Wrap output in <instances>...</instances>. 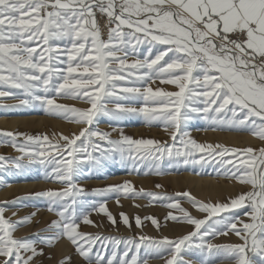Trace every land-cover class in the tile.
I'll list each match as a JSON object with an SVG mask.
<instances>
[{
    "label": "snow or ice",
    "instance_id": "obj_1",
    "mask_svg": "<svg viewBox=\"0 0 264 264\" xmlns=\"http://www.w3.org/2000/svg\"><path fill=\"white\" fill-rule=\"evenodd\" d=\"M97 12L107 17V39L102 38ZM144 46L148 54L142 60L129 61L128 57L139 56ZM54 79L58 83H53ZM157 79L162 84L174 85L177 91L153 88L149 82ZM3 85L22 90L29 98L18 99L12 105L0 104V107L19 108L38 101L47 105L53 114L71 112L76 122L89 126L81 128L79 135L73 134L71 139L61 134L65 143H49L48 149L41 143V139L48 142L46 134L41 138L20 132H0L11 138L13 146L22 153L16 158L0 156V162L14 159L17 168L24 166L21 163L24 156L28 157L29 164L47 162L54 165L50 178L69 185L62 190L35 193L37 197L49 198L53 205L74 191L72 176L77 161L73 153L83 150L73 146L80 137L107 140L117 146L122 159L127 152V159L134 164L149 157L159 161L165 154L183 157V163L187 164L194 150L219 156L222 161L230 153L243 155L245 159L240 161L241 167L233 176L240 183L251 185L250 191L231 198L230 202L215 204L199 201L187 192L176 194L188 197L201 212L207 213L203 219L193 217L175 197H168L173 201L168 207L178 209L181 215L169 212L166 219L185 220L195 230L175 240L168 237L160 240L140 237V240L166 246L172 253L166 264H190L180 255L182 247H195L202 252L224 251L231 254L236 264H254L248 255L251 252L264 264V146L241 149L222 144L205 145L191 138L185 140L187 133L181 131L182 123L191 119L192 113H202L206 119L242 126L264 141V0H0V86ZM41 85L45 94L52 88L59 95L83 99L89 107L62 105L47 95H37ZM0 99H17V95L0 91ZM194 100H201L204 107H192ZM109 103L114 106L109 107ZM98 115L114 121L141 115L148 124L163 122L174 129L173 145L179 134L180 143L187 151L181 152L179 148L174 151L168 143L153 139H133L122 131L121 139L111 140L110 133L92 130ZM19 137L26 143L17 145ZM133 146L138 154L135 157ZM50 149L56 150L55 155L50 154ZM192 162L198 161L193 158ZM95 191L158 198L155 193L137 191L129 181ZM245 204L251 209L245 212L251 222L220 215ZM98 210L107 213L112 223L116 222L104 203ZM33 215L12 222L0 207V264H31L37 254H43L34 241L12 235L18 224L29 222ZM59 215L64 219L53 220L51 226L60 228L61 235L89 262L139 264L137 255L127 245L123 252L114 249L110 255L94 253V244L102 237L78 231L77 223L69 220L65 211ZM120 215L123 223L129 225L127 214ZM212 218H217L223 232L201 231V226ZM83 219L85 223H92L88 216ZM146 219L159 226L155 217ZM135 222L140 226L141 217L136 216ZM229 231L243 243H192L197 238L204 241L209 235H227ZM55 238L46 239L51 242ZM130 243L138 250L139 244L134 240ZM70 259L65 257L61 264Z\"/></svg>",
    "mask_w": 264,
    "mask_h": 264
},
{
    "label": "rangeland",
    "instance_id": "obj_2",
    "mask_svg": "<svg viewBox=\"0 0 264 264\" xmlns=\"http://www.w3.org/2000/svg\"><path fill=\"white\" fill-rule=\"evenodd\" d=\"M96 20L101 29L102 38L107 39V17L97 12ZM139 53V56H129V61L134 59L142 60L148 54L147 47H141ZM154 54L155 51L153 52V55ZM57 67L64 68L66 65H57ZM53 83H58V81L54 79ZM149 83L153 88L162 87L167 91H177L174 85L162 84L158 79ZM0 91H12L17 95V99H0V104L12 105L16 104L18 99L29 98L23 94L22 90L15 89L11 85L0 86ZM36 94L47 95L49 98L55 99L58 104L62 105L74 106L77 108L89 107V104L83 99H76L70 95H59L52 88H49L48 92L45 94L42 85L40 89L37 90ZM113 106L114 104L109 103V107ZM191 106L202 108L204 104L201 100H194ZM0 115L7 116L9 119H14L15 117L24 118V122L19 121L12 127H10V125H5L6 127L0 125V132H20L32 136L39 135L41 138L46 134L48 142L41 139L44 149L49 148V143H56L57 141L61 145L65 143V141L60 138L61 134L64 136L68 135L65 134L64 131H60L57 124L76 121L72 118L73 114L71 112L66 114H53L49 111L47 105L38 101H33L28 106L19 108L0 107ZM230 116L231 114L229 113V117ZM38 117L45 120H43L44 123L42 127L35 125L36 119L34 120V118ZM30 118L33 120L31 121ZM103 124L109 126H107V128L102 127L101 125ZM161 126H164L162 129L171 131H165L166 133L155 131V129H160ZM199 126L204 128L211 127V129L219 133L235 134L239 137L243 134L252 133L242 126L221 123L219 120L213 121L212 119H206L202 113H192L191 119L183 122L181 125V131L187 133L184 139L187 140L191 138L201 144H203L204 141L206 142L205 135L199 136L198 133L193 132V129L199 130V128H197ZM87 127L89 126L83 124V128ZM91 127L93 131L100 130L101 132L110 133L109 138L111 140L121 139L120 132L122 131L125 136L132 137L133 139H153L168 143L169 146L173 147L174 151L176 148H179L181 152L187 151L184 145L180 143L179 134L177 142L173 145L171 138V132L174 131L173 128L165 127L163 122L148 124L141 115L129 116L119 121H114L106 115H98L94 118V123ZM145 128H148V130ZM113 129H117V131H113ZM75 134L79 135V132ZM68 137L70 139L72 138V136ZM24 143L26 142L23 137L17 138V145ZM93 144L98 147H92ZM225 146L232 147V145L228 144ZM73 147L78 150H83L73 153V157L77 161L75 166L76 171L72 176L74 191L70 192L69 196L61 197L55 205L52 204L49 198L37 197L35 195V193L49 189L62 190L69 187L68 184H62L50 178L54 165L48 164L47 162H45V164H29L27 156L23 157L21 163L24 166L21 168L15 166L14 159L0 162L3 165L0 167V182H2L0 184V192L5 189L2 185L7 184L9 181L12 182L11 184L13 186L16 185V190L14 189L12 191L14 192L13 194L6 197L0 194V207L4 208V216L9 218L10 221L15 222L35 213V215L31 216L29 222L18 224L12 231L14 238H27L35 242L37 249L43 250V254H37L31 261V264H61V261L64 260L65 257H71L70 260L65 261V264H96L95 260L89 262L81 256L76 246L73 245L66 236L61 235L60 228L51 226L53 220L64 219L59 215L60 211H65L68 219L74 220L77 223L78 231L81 233H88L92 236L99 235L102 237V239L95 242L94 253L100 252L102 255H110L114 249L123 252L127 245L132 248L133 253L137 255L139 264H159V262L160 264H166L167 259L171 257V251H169L166 246L154 245L151 241H141L140 237H150L153 240H160L163 237H168L169 239L175 240L195 230L194 225L189 224L185 220L166 219L169 212L176 216L181 215L178 209L168 207V205L173 202L168 197H175L179 200L181 207L198 219H203L208 214L201 212L191 203L188 197L176 196V194L187 192L191 197H195L199 201L212 204L217 202L227 203L230 202L231 199L227 198L215 202L212 199H210V201L206 198L197 197L185 188L173 186L168 180V176L172 173L180 175L183 172H192L200 176L220 175L235 179L233 173L241 167L240 162L236 160L238 157L245 158L243 155H233L230 153L228 156L224 157L222 161V158L219 156H208L206 153L202 154L198 150H194L193 157L188 158L189 163L187 164L183 163V157H169L167 154L163 155L159 161H153V158L149 157L143 162L137 160L134 164L132 160L127 159V152H125L124 158L122 159L120 152L116 150V145L109 144L107 140L100 141L97 137H92L90 140L87 137H80ZM124 147L127 149V145H124ZM236 147L241 149L244 148L243 144ZM49 151L51 155H55V149H50ZM132 154L134 157L138 155L135 152V146L132 148ZM201 155H204L203 160H201ZM0 156L16 158L21 157L22 153L17 147L13 146L11 138L0 135ZM65 157L69 158L66 154ZM193 158L198 162H192ZM229 160L231 163L226 162ZM157 164L159 165L158 168ZM116 172L130 173L136 178H142L145 180V184L141 185L131 182V185L137 191L143 189L147 193H155L158 198L153 199L147 195L131 196L119 192L100 193L95 191L110 185L123 184L125 181H129H108V176ZM78 177L81 179H78ZM27 184H31V186H20ZM18 185L20 188H17ZM157 185H160V187H157ZM250 190L251 189L248 191ZM18 191L21 192L18 193ZM101 203L106 205L108 211L115 218V223H112L108 219L107 213L98 210ZM248 211H251V209L245 204L240 208L232 209L220 215L235 216L244 222H251V218L245 215V212ZM121 213L127 214L130 226L123 223L120 215ZM84 216H88V219L92 223H85L83 219ZM136 216L141 217L140 226L135 222ZM150 217H155L159 226L154 225L151 219H146ZM237 226L242 227L239 222H237ZM214 229L223 232V229L220 228L217 223V218H212L205 225L201 226V231L212 232ZM52 237L56 238L52 239L51 242L46 239ZM42 239L44 242H41ZM133 240L136 244H139L138 250L130 243V241ZM202 242H211L220 245L243 243L239 237L230 231L227 235H209L205 237L204 241L197 238L193 240L192 243L198 244ZM180 255L184 261H188L190 264H236V260L230 258L231 254L224 251L202 252L195 247L190 249L182 247ZM248 255L252 257L254 264H260L258 257L253 256L251 252H249Z\"/></svg>",
    "mask_w": 264,
    "mask_h": 264
},
{
    "label": "bare ground",
    "instance_id": "obj_3",
    "mask_svg": "<svg viewBox=\"0 0 264 264\" xmlns=\"http://www.w3.org/2000/svg\"><path fill=\"white\" fill-rule=\"evenodd\" d=\"M30 120L32 121L33 119L30 118ZM34 120L36 121V124H35L36 126L42 127V125L44 123L43 122L44 119L42 120L41 117H38V118H34ZM19 121L24 122V118H16L15 117L14 119H9L7 116L0 115V125H3V127H6L7 125L8 126L10 125V127H12L13 125L17 124ZM57 125H58L60 131L61 130L64 131V133L70 137L73 136V134L80 132L81 128H83V124H80L76 121H72L70 123H65V124H57ZM101 126L107 128V126H109V125L103 124ZM162 128H164V126H161V128L158 130L155 129V131H157V132L171 131V130H165ZM197 128H199V130L193 129L194 130L193 132L198 133L199 136L205 135V140H206V142L204 141L205 145H208V144L227 145L228 144V145H232V147H236V146L239 147L243 144L244 148L249 147V146H251L253 148H259L261 146H264V141H261L259 138H257L252 133H248L246 135L243 134L241 137H239L235 134L219 133V132L215 131L214 129H211V127L204 128V127L199 126ZM146 130H148V128ZM244 159L245 158L238 157V159L236 161L240 162ZM108 177H109L108 181L129 180L130 182L135 183V184L136 183L141 184V185L145 184V180H143L142 178H136V177H134L133 174H130V173L127 174V173H121V172L117 173L116 172L114 174L112 173V175L108 176ZM168 178L167 179L171 182V184L173 186H175L177 188H185V189H187V191L192 192L193 195H195L197 197L206 198L208 200L212 199L215 202L220 201L222 199L235 198L239 194H241L243 192H247L249 189H251V185L240 183L236 178L234 179L232 177H225V176H220V175L200 176V175L194 174L192 172H190V173L189 172H183L180 175L172 173L168 176ZM78 179H81V178L78 177ZM1 183L2 182H0V184ZM11 183L12 182L9 181V182H7V184L2 185L3 187H5V189L2 190L0 192V194L4 195L6 197V196H9L10 194L14 193L12 191L15 189L16 185L13 186ZM20 186L26 187V186H31V184L20 185ZM18 187H19V185L17 186V188ZM20 192L18 191V193H20ZM15 193H17V192H15ZM241 242H242V240H241ZM159 264H160V262H159Z\"/></svg>",
    "mask_w": 264,
    "mask_h": 264
},
{
    "label": "built area",
    "instance_id": "obj_4",
    "mask_svg": "<svg viewBox=\"0 0 264 264\" xmlns=\"http://www.w3.org/2000/svg\"><path fill=\"white\" fill-rule=\"evenodd\" d=\"M106 34V33H105Z\"/></svg>",
    "mask_w": 264,
    "mask_h": 264
}]
</instances>
